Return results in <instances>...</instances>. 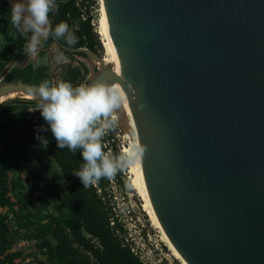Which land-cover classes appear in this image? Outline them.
<instances>
[{"label": "water", "instance_id": "95a60500", "mask_svg": "<svg viewBox=\"0 0 264 264\" xmlns=\"http://www.w3.org/2000/svg\"><path fill=\"white\" fill-rule=\"evenodd\" d=\"M102 2L119 71L53 40L90 61L84 85L122 81L166 237L187 264H264V0ZM38 86L0 97L38 101Z\"/></svg>", "mask_w": 264, "mask_h": 264}, {"label": "trees", "instance_id": "16d2710c", "mask_svg": "<svg viewBox=\"0 0 264 264\" xmlns=\"http://www.w3.org/2000/svg\"><path fill=\"white\" fill-rule=\"evenodd\" d=\"M81 1L93 4L95 0ZM57 4L58 10L50 16L52 27L60 22L68 23L78 40V43L73 46H86L96 51L97 45L101 43L97 38L91 18L77 21L81 15L78 0H57ZM0 7L3 14V34L7 43L5 57L3 61H0L1 75L6 63L11 60L20 61L23 58L22 49L27 43V38L22 37L11 24V2L0 0ZM49 41L54 42L53 38H49ZM58 49L72 57L75 54L85 56L81 52H69L61 47ZM81 66L83 67V64ZM45 68L41 67L39 70L43 71ZM84 77L80 67H73L69 69L68 78L63 82L80 86L84 82ZM9 78L20 80L23 83H41L37 79H32L31 74L26 75L19 71L17 67L10 71ZM47 81L52 83L49 77ZM15 103L36 105L38 101L15 99V101L0 106V142L5 145V148L0 150V209L12 205L6 195L9 172L20 171L21 165L27 160V144L37 134L36 128L41 125L46 126L38 110L34 112L17 111ZM113 127L110 129L112 136L114 135ZM48 134L49 144L46 151L59 168L65 186L63 196L58 201L54 200L58 214H49L50 223L41 226L39 235L42 238V247L53 263L91 264L89 257L91 255L97 264H147L134 250L127 237L128 232L124 228V223L114 213L112 181L116 175L111 179L101 178L95 184L84 188L79 177L72 173L78 170L83 163L80 153L57 148L51 132L48 131ZM4 138L6 139L2 141ZM102 143L104 151L115 156L116 153L107 135L103 137ZM18 156L22 157V161L17 160ZM50 183L51 179L37 180L31 187V194L48 190L52 192ZM2 217L0 213V264H16L15 259L21 256V252L10 251L15 237L9 232L8 225ZM48 233L51 234L55 244L48 239ZM79 249L89 255L82 254Z\"/></svg>", "mask_w": 264, "mask_h": 264}, {"label": "rangeland", "instance_id": "374dc122", "mask_svg": "<svg viewBox=\"0 0 264 264\" xmlns=\"http://www.w3.org/2000/svg\"><path fill=\"white\" fill-rule=\"evenodd\" d=\"M9 1L11 4L14 2V0ZM78 6L80 7L81 15L77 21L80 19L85 20L88 17L91 18V23L101 43V45H97L95 52L103 56L105 49L98 32L101 3L99 0H95L93 4L78 0ZM2 21L3 14L0 7V61H3L7 47ZM57 50L59 49L56 44L48 39L46 42H43L42 47L39 48L34 56L27 57L23 54V58L17 61L4 78L0 80V85L10 81L22 82L16 79L10 80L9 78L10 71L16 67L26 75L27 73L31 74L32 79H37L41 83L49 77L52 84L66 80L70 68L80 67L82 74L85 75L82 85L86 84L92 75L90 61L81 55L75 54L72 57L64 53L67 57V63L57 64L53 60V56ZM12 61L6 63L5 67ZM82 64L83 67L81 66ZM41 67L46 68L40 71ZM15 99L28 100L31 98L13 97L1 102L0 106L15 101ZM14 105L17 111L27 112L36 106L30 103H15ZM113 115L115 117L114 135H111L112 132L110 133V130L106 135L109 137L114 153H116L115 156H118L129 152L128 150L131 148L133 139L129 132L128 123L126 122L127 127L121 126L116 111ZM40 135L47 138L49 134L48 132H43ZM4 148L3 142H0V150ZM26 157L27 160L21 165L20 171H11L8 174L6 195L9 197L12 205L1 208L0 213L3 216L4 222L8 225L9 232L15 237L10 251L21 252V256L15 259L16 264H54L53 260L42 247V238L39 235L41 226H46L50 223L49 214H58L54 203L65 192L64 182L61 179L59 168L48 155L47 151L40 149L39 142L35 138L27 144ZM17 160L22 161V157L18 156ZM133 176L130 164L124 170L117 172L116 177L112 181L114 213L124 223L130 243H132L134 250L140 258L147 264H181L172 255L170 249L162 239L161 232L153 224L150 216L144 209V201L132 184ZM43 178L51 179L52 192L48 190L31 194V187L37 180ZM47 237L55 244L51 234L48 233ZM79 250L82 254L89 255L82 249ZM89 257L91 264H97L91 255Z\"/></svg>", "mask_w": 264, "mask_h": 264}, {"label": "clouds", "instance_id": "9594fccd", "mask_svg": "<svg viewBox=\"0 0 264 264\" xmlns=\"http://www.w3.org/2000/svg\"><path fill=\"white\" fill-rule=\"evenodd\" d=\"M58 10L57 0H14L10 21L16 31L27 38L22 53L34 56L49 38L73 46L78 43L68 23L50 27V16ZM57 64L67 63V57L57 50L53 56ZM38 103L29 112L38 110L46 126L36 128L35 139L46 150L49 140L40 133L50 131L59 149L80 153L83 161L73 175L79 177L84 188L101 178L111 179L117 172L135 162L141 149L118 156L106 153L102 139L114 126L113 113L121 107L119 91L102 82L73 86L70 82L52 84L45 80L35 88Z\"/></svg>", "mask_w": 264, "mask_h": 264}, {"label": "bare ground", "instance_id": "6f19581e", "mask_svg": "<svg viewBox=\"0 0 264 264\" xmlns=\"http://www.w3.org/2000/svg\"><path fill=\"white\" fill-rule=\"evenodd\" d=\"M101 3V17H100V25H99V34L101 36V40L104 46V61L106 63H109L111 65L114 66V70L115 71H119V60L116 54V51L114 49L110 34H109V29H108V25H107V20H106V16H105V11H104V7H103V2L102 0H99ZM108 86H111L115 89H117L122 97V104L124 105L123 107V113H124V117L126 119V122L129 125V132L130 135L133 139L132 141V145L131 148L128 150L129 152L134 150V148H139V141H138V136H137V130H136V125L134 123L133 117H132V113L128 104V99L126 97V93L124 91V87L122 85V81L120 80V78H114ZM18 94L17 93H10L9 95L6 96H2L0 97V103L4 102L6 100H9L13 97H17ZM122 105V106H123ZM118 117V116H117ZM140 149V148H139ZM131 172L133 173V186L134 188L137 190V193L141 196V198L144 201V209L146 210L147 214L150 216L153 224L159 229V231L162 234V239L165 242V244L168 246V248L170 249L172 255L181 263V264H187L183 258L179 255V253L176 251V249L174 248V246L171 244V242L168 240V238L166 237L162 227L160 226L156 215L154 213V210L152 208L150 199H149V195L146 189V185H145V181L143 178V173H142V167H141V161H140V153L139 155L136 157L135 162L131 164Z\"/></svg>", "mask_w": 264, "mask_h": 264}, {"label": "flooded vegetation", "instance_id": "af4514ba", "mask_svg": "<svg viewBox=\"0 0 264 264\" xmlns=\"http://www.w3.org/2000/svg\"><path fill=\"white\" fill-rule=\"evenodd\" d=\"M58 47V46H57Z\"/></svg>", "mask_w": 264, "mask_h": 264}]
</instances>
